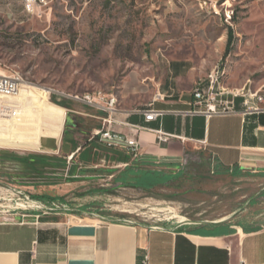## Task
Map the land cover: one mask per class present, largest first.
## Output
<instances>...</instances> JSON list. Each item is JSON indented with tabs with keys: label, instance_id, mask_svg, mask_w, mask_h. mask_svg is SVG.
<instances>
[{
	"label": "rangeland",
	"instance_id": "obj_1",
	"mask_svg": "<svg viewBox=\"0 0 264 264\" xmlns=\"http://www.w3.org/2000/svg\"><path fill=\"white\" fill-rule=\"evenodd\" d=\"M165 58L190 61L201 81L216 76L229 93L256 90L264 85V0H38L30 7L0 0V74L20 78L22 89L41 99L18 105L19 94L0 115V215L263 228L264 173L225 169L206 154L187 153L175 175L148 189L108 181L42 199L11 177L20 173L16 161L37 157L43 173L52 172L56 153L40 141H64L68 117L57 109L75 106L67 96L103 92L138 106L153 96ZM51 121L60 124L56 134Z\"/></svg>",
	"mask_w": 264,
	"mask_h": 264
},
{
	"label": "crops",
	"instance_id": "obj_2",
	"mask_svg": "<svg viewBox=\"0 0 264 264\" xmlns=\"http://www.w3.org/2000/svg\"><path fill=\"white\" fill-rule=\"evenodd\" d=\"M161 64L153 96L135 107L117 99L109 128L129 137L135 135L134 127L161 130L185 143L156 145L151 133L138 130L140 152L133 159L126 150H111L93 139L95 131L107 127L103 121L109 113L70 98L75 106L65 113L57 109L68 117V125L64 141L52 151V172L43 173L45 161L38 157L16 161L20 173L11 177L19 188L34 198L108 181L141 188L175 175L189 152L206 154L225 169L264 173V112L243 115L239 103L235 114L196 112L192 94L200 79L194 66L167 58ZM263 90L264 85L253 89ZM146 110L159 112L157 120L145 122ZM35 217L0 215V264H264V227L178 230Z\"/></svg>",
	"mask_w": 264,
	"mask_h": 264
},
{
	"label": "built area",
	"instance_id": "obj_3",
	"mask_svg": "<svg viewBox=\"0 0 264 264\" xmlns=\"http://www.w3.org/2000/svg\"><path fill=\"white\" fill-rule=\"evenodd\" d=\"M38 0H26L28 6H33ZM229 19V15L227 16ZM23 82L18 77L0 74V114H4L11 109H2L4 101L14 99L20 94ZM76 102L88 106L96 107L108 114L104 119L107 127L95 131L93 139H96L101 145L111 150H126L133 159L139 157L140 144L138 141V130H145L154 136L156 145H168L174 141L185 143V139L175 134L162 132L161 130H148L146 128L134 127V136H127L117 133L109 128L112 123V114L116 112L117 103H114V97L101 92V96H88V94L67 96ZM193 106L197 108L196 112L203 113L206 116L211 115H228L237 113L236 105L240 104L243 115L264 112V90L253 91L250 88L240 90L239 93H229L226 89L218 86V79L212 78L206 89H199L197 82L192 94ZM145 122L157 120L159 112L146 110L143 112ZM205 146V142H200ZM28 198V196H25ZM36 204V203H35ZM39 218V215L35 217ZM143 264H147L145 260ZM241 264H244L241 262Z\"/></svg>",
	"mask_w": 264,
	"mask_h": 264
},
{
	"label": "bare ground",
	"instance_id": "obj_4",
	"mask_svg": "<svg viewBox=\"0 0 264 264\" xmlns=\"http://www.w3.org/2000/svg\"><path fill=\"white\" fill-rule=\"evenodd\" d=\"M230 16H229V20H230ZM199 89H206V86L204 85V82L203 81H199ZM32 92L30 93V91H28V89L26 88V87H24L21 91H20V95H19V99H18V105H23L26 101H29V99H33V101L35 102V104L38 106V105H40L41 104V99L39 100V99H36L35 97H33L32 95ZM34 96H36V95H34ZM88 96H95V95H90V94H88ZM96 96H101V93H99V94H97ZM15 103V102H14ZM114 103H116V100H115V98H114ZM4 106H2V109H9V108H11V104L9 103V102H7V101H4ZM34 104V103H33ZM33 107V106H32ZM35 108V107H34ZM29 110V109H28ZM27 110V113L29 112ZM31 111V110H30ZM30 114V113H29ZM1 115V114H0ZM52 122V127H51V130H53L52 132H50V133H54V134H56L57 132H59L60 131V129H61V127H60V124L59 123H57V122H55V121H51ZM48 125V124H47ZM50 127V126H49ZM35 129V128H34ZM42 133V132H41ZM48 134V133H47ZM41 135V134H40ZM49 135H51V134H49ZM29 136V135H28ZM16 137V136H15ZM22 137V136H21ZM41 137V136H40ZM56 137V136H55ZM54 138V137H53ZM58 138V137H57ZM31 139V138H30ZM20 140V139H19ZM23 140V139H22ZM25 140V139H24ZM29 140V139H28ZM27 141V140H26ZM17 142H19V141H17ZM16 142V143H17ZM23 144H25V143H23ZM17 146H19V143L18 144H16ZM7 147V146H6ZM14 149V148H13ZM26 150H34V148L33 149H26ZM3 198H4V196H3ZM30 205L28 206V207H33V205L35 204L34 202H30L29 203ZM17 206H20V207H24V205H22V204H17ZM220 222V221H219Z\"/></svg>",
	"mask_w": 264,
	"mask_h": 264
},
{
	"label": "water",
	"instance_id": "obj_5",
	"mask_svg": "<svg viewBox=\"0 0 264 264\" xmlns=\"http://www.w3.org/2000/svg\"><path fill=\"white\" fill-rule=\"evenodd\" d=\"M40 146L44 150L56 151L58 149V141L55 138H43Z\"/></svg>",
	"mask_w": 264,
	"mask_h": 264
},
{
	"label": "trees",
	"instance_id": "obj_6",
	"mask_svg": "<svg viewBox=\"0 0 264 264\" xmlns=\"http://www.w3.org/2000/svg\"><path fill=\"white\" fill-rule=\"evenodd\" d=\"M229 42V41H228ZM228 45L229 44H227V48H228ZM150 186L149 185H145V186H141V188H144V189H148ZM42 199H45L44 197H42Z\"/></svg>",
	"mask_w": 264,
	"mask_h": 264
}]
</instances>
